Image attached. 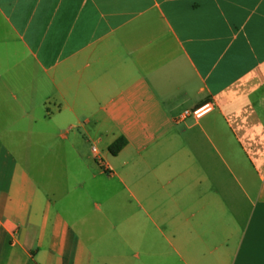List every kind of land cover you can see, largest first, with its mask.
Segmentation results:
<instances>
[{"label": "crops", "instance_id": "obj_1", "mask_svg": "<svg viewBox=\"0 0 264 264\" xmlns=\"http://www.w3.org/2000/svg\"><path fill=\"white\" fill-rule=\"evenodd\" d=\"M0 264H264V0H0Z\"/></svg>", "mask_w": 264, "mask_h": 264}, {"label": "built area", "instance_id": "obj_2", "mask_svg": "<svg viewBox=\"0 0 264 264\" xmlns=\"http://www.w3.org/2000/svg\"><path fill=\"white\" fill-rule=\"evenodd\" d=\"M212 109H213L212 102H207V103H205V104H203V105H201L199 107L194 108L193 110H186L184 112V114L185 115L191 114V115L195 116L196 118H199V117H201L202 115L206 114L207 112H209ZM92 150H93L94 153H96V154L98 153V148L95 145L92 146Z\"/></svg>", "mask_w": 264, "mask_h": 264}, {"label": "trees", "instance_id": "obj_3", "mask_svg": "<svg viewBox=\"0 0 264 264\" xmlns=\"http://www.w3.org/2000/svg\"><path fill=\"white\" fill-rule=\"evenodd\" d=\"M126 144V139L124 137L119 138L110 146V151L112 153H117Z\"/></svg>", "mask_w": 264, "mask_h": 264}]
</instances>
